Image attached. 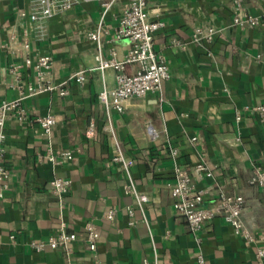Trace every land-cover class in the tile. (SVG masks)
Instances as JSON below:
<instances>
[{
	"label": "crops",
	"instance_id": "crops-1",
	"mask_svg": "<svg viewBox=\"0 0 264 264\" xmlns=\"http://www.w3.org/2000/svg\"><path fill=\"white\" fill-rule=\"evenodd\" d=\"M125 0L112 5L104 20L110 32L102 38V51L115 47L122 57L126 39H113V31ZM252 15L264 13V0H242ZM153 19L166 22L154 39L156 51L167 56L171 76L160 90L144 98L133 97L123 112L109 111L99 92L116 85L115 69L96 68L95 43L86 31L101 20L100 0H85L53 17L46 34L31 42L30 54L48 53L54 58L52 78L67 87L68 95L44 91L23 99L31 119L54 113L51 142L57 152L73 150L74 158L59 165L39 161L49 139L34 120L20 123L8 117L4 162L10 168V188L0 198V264H197L202 252L206 264H263L256 248L264 245V194L249 182L253 169L264 165V117L249 108L264 104V26L244 29L233 24V0H147ZM30 0H0V102L17 96L9 86L11 62L28 55L23 43V11ZM222 28L211 42H194L196 26ZM186 48L172 43L173 38ZM86 69V81L70 79ZM129 70H132L129 68ZM35 80L34 73L24 76ZM237 114L240 117H237ZM93 122L95 134L86 135ZM110 123L114 135L104 130ZM152 126L156 139L149 135ZM119 143L135 160L129 173L110 162ZM176 149L177 153L173 154ZM204 161L212 175L194 178L196 187L213 186L204 198L212 205L218 191L242 195L241 217L258 239L247 242L221 216L208 221L199 247L187 220L174 207L171 184L176 167L193 173ZM54 176L72 179L63 202L50 190ZM130 177L150 200L143 208L135 195L126 193ZM134 205V215L127 205ZM118 207L114 221H99L100 241L94 254L79 240L71 255L61 249L37 252L19 240L45 239L66 224L69 231L85 235L87 220ZM137 222L129 225L130 219Z\"/></svg>",
	"mask_w": 264,
	"mask_h": 264
},
{
	"label": "built area",
	"instance_id": "built-area-1",
	"mask_svg": "<svg viewBox=\"0 0 264 264\" xmlns=\"http://www.w3.org/2000/svg\"><path fill=\"white\" fill-rule=\"evenodd\" d=\"M83 1L85 0H30L29 10L21 13L24 21L23 43L28 55L22 60L9 64L8 71L12 79L8 84L13 89H16L17 96L0 102V198L10 188L8 180L11 170L4 162L7 140L5 124L8 117L13 116L20 123L29 120L38 122L42 133L49 139V145L46 150L37 152L39 161L47 160L56 166L74 158L73 150L57 152L51 142L53 127L57 123V116L54 113H48L31 119L28 111L23 107L22 101L27 97L44 91H58L60 95H68L70 93L67 87L58 85L53 81V56L44 53L33 57L29 51L31 42L42 38L46 34L47 24L53 17L68 12ZM117 1L100 0L101 20L95 27L86 31L85 38L96 44V68L104 70L111 67L115 69L116 85L113 89L100 91L98 95L100 100L105 103L109 111L123 112L133 97L144 98L149 93L160 90L163 81L170 78L171 71L165 53L156 51L154 48L155 35L165 27L166 22L162 19H153L151 17L147 0H125L118 15V22L112 36L115 40L126 39L128 41L125 54L119 57L117 49L113 46L109 48L108 56L103 54L102 38L106 33L110 32V25L105 22L104 18ZM232 10V22L234 25L242 29L248 26H264V13L259 16L249 14L242 0H233ZM220 31H222V28L215 25H199L194 28L191 40L194 42L203 40L211 42ZM172 43L179 45L181 48L187 47V43L175 37L172 39ZM129 68L132 70H129ZM31 72L34 73V81L24 78L25 75ZM70 79L79 85H84L86 69L74 71L70 75ZM249 109L258 112L261 117H264V104L256 105ZM237 117L239 118L240 115L237 114ZM104 130L111 132L113 135L115 133L110 123L104 125ZM148 131L150 137L153 140L156 139L158 133L151 125L148 127ZM94 134L95 125L91 122L87 127L86 135L93 137ZM172 152L173 154L177 153L176 149ZM110 162L120 164L129 173L135 160L126 156L119 143H117V149ZM210 175H212V171L204 161L195 164L193 173L178 166L175 169V181L170 187L175 210L187 220L189 230L193 233L197 245L201 247L204 241L203 230L206 223L216 216H221L226 222L231 224L235 233L242 236L247 242H258V239L245 225L241 217L244 205V197L242 195L220 190L212 205L204 204V198L213 190V186L208 185L198 189L194 178L202 179L204 176ZM249 182L257 185L264 194V165L254 167ZM71 184L72 179L70 177L54 176L50 180V190L63 202ZM124 190L126 193L135 195L136 204L141 208L150 200L147 193L137 189L135 181L131 177L129 182L124 185ZM126 209L130 216L134 215V205H127ZM119 212L120 208L114 207L104 211L100 216L87 220L84 224L85 235L83 237L75 231H69L66 224L62 223L57 231L45 239L19 240L17 235L12 233L10 234V240L16 245L27 244L37 252L61 248L68 255L74 252L76 243L81 240L87 249L96 254L101 236L99 221L103 219L114 221ZM136 222L132 218L128 221V224L134 225ZM263 240L264 235L260 238V241ZM256 256L264 264L263 244L256 248ZM197 264H206V257L201 251L197 254Z\"/></svg>",
	"mask_w": 264,
	"mask_h": 264
}]
</instances>
